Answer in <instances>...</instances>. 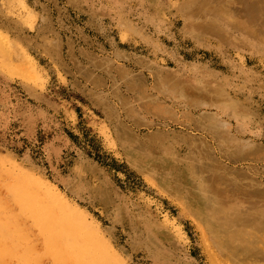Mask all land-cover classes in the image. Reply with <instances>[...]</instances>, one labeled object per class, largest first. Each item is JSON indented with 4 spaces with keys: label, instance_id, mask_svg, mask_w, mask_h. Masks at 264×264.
<instances>
[{
    "label": "rangeland",
    "instance_id": "obj_1",
    "mask_svg": "<svg viewBox=\"0 0 264 264\" xmlns=\"http://www.w3.org/2000/svg\"><path fill=\"white\" fill-rule=\"evenodd\" d=\"M19 1L0 0L5 206L33 177L110 261L264 264V0Z\"/></svg>",
    "mask_w": 264,
    "mask_h": 264
},
{
    "label": "bare ground",
    "instance_id": "obj_2",
    "mask_svg": "<svg viewBox=\"0 0 264 264\" xmlns=\"http://www.w3.org/2000/svg\"><path fill=\"white\" fill-rule=\"evenodd\" d=\"M6 41L7 40L3 38L0 32V65L8 68L11 73L19 74L15 68L10 53V47L6 45ZM17 46L20 47L19 45ZM26 57L27 56H25V58ZM15 175L16 174L13 175L14 178H10L8 190L6 192L7 194L9 192V198L15 203V206H12L13 208H8L5 206L6 203H3V199H0V264H9L5 261V258L8 257L7 255L16 252L17 249L23 246L26 248L21 251L22 255L19 256V264H46L43 261L44 257L51 258L54 262L53 264H123L115 255L109 257L113 259V261H110L108 256H103L102 252H100V254L93 252L91 242L89 238H87L88 236L86 235L85 237L83 235L85 228L87 229L86 223L82 219L81 222L73 225V215L75 211L72 210L70 207L71 205L69 206V204L60 197L55 189H50V187L46 186L42 189L41 183L32 180L33 177H30L31 179L23 176L17 178ZM78 214L79 213H76V215ZM4 215L6 219L2 221L1 219H3L2 216ZM27 220L29 223H26ZM238 232H241V230ZM34 237H37L41 241L40 246L39 244H30ZM90 237L92 239V236ZM234 240L236 241V239ZM95 247L100 248L97 246ZM99 251L97 250V252ZM116 261L117 263H115Z\"/></svg>",
    "mask_w": 264,
    "mask_h": 264
}]
</instances>
